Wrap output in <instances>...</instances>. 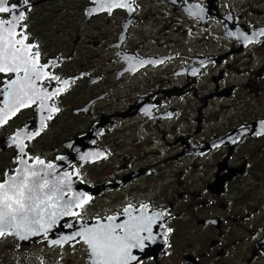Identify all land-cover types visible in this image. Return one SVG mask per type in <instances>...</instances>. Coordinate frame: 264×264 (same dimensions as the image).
<instances>
[{
	"label": "flooded vegetation",
	"instance_id": "af4514ba",
	"mask_svg": "<svg viewBox=\"0 0 264 264\" xmlns=\"http://www.w3.org/2000/svg\"><path fill=\"white\" fill-rule=\"evenodd\" d=\"M11 5L45 67L0 73V184L80 145L79 218L139 211L158 242L129 264H264V0Z\"/></svg>",
	"mask_w": 264,
	"mask_h": 264
},
{
	"label": "water",
	"instance_id": "95a60500",
	"mask_svg": "<svg viewBox=\"0 0 264 264\" xmlns=\"http://www.w3.org/2000/svg\"><path fill=\"white\" fill-rule=\"evenodd\" d=\"M11 18L14 21L16 19V17ZM17 31L19 30L17 29ZM80 143L81 139L76 142V144ZM72 149L73 152H70L68 156L58 158L55 164H44L43 162L28 164L25 160L19 159L17 162L18 167L15 170V172H17L16 175L12 177L9 176L10 178L7 179L6 184L3 185L4 187L0 188V200L3 199L5 193H7L8 196L15 197L18 187L26 182L27 188L24 189L25 195L23 198L25 204L29 206L39 204L40 211L39 213L37 211L23 214L18 213L17 221L13 222V224L20 223V217L22 215H27L28 221L23 223L25 227L30 230L17 229L13 224H9L4 228L6 233L4 236L14 238L19 246L25 247L45 241V247L48 250L53 248L64 249L75 243H84L88 247L90 253L88 264H95L96 258L92 255L89 245L80 235L85 229L97 231L99 228L110 229L115 225L122 224L125 230L119 231L118 228L116 232L119 235L131 236L132 233L139 232L140 236H147L148 233L140 231V229L148 227V225H146L144 220L145 214L139 211H132L130 213L126 211L121 221L120 218L117 217L105 221L96 219L92 221H83L80 219L79 216L81 215L83 207L91 199L87 203H84L82 207L78 208L75 205L86 197H91V195H87V192H91V194L95 195V191H90L77 178L76 169L70 173L64 172L83 157V154L79 153L80 145L75 147L73 144ZM45 181L47 182L46 186L42 189L39 188V185L44 184ZM29 189H31V191H29ZM35 196H39L40 199H29V197ZM49 197H51V200H49ZM51 205H55V207H51ZM52 213H55V215L53 216ZM37 219H39V223L34 222ZM17 231L27 238L20 239L16 234ZM3 237H0V240ZM57 240L61 242L55 243L54 241ZM130 242L135 243L136 241L133 238ZM147 242L151 243L152 246H145L143 250L132 248L131 254L136 257L138 256L137 259H140L142 255L153 254L156 251L158 242L152 239L145 240L144 244L146 245ZM261 247L264 248V239L261 242Z\"/></svg>",
	"mask_w": 264,
	"mask_h": 264
},
{
	"label": "snow or ice",
	"instance_id": "6c2138e0",
	"mask_svg": "<svg viewBox=\"0 0 264 264\" xmlns=\"http://www.w3.org/2000/svg\"><path fill=\"white\" fill-rule=\"evenodd\" d=\"M29 0H23L24 4H27ZM6 4V0H0V13H9V18L4 19L0 18V73H18L23 72L25 74V79H30L28 77V65L31 64L33 72L37 69H42L45 66L40 65V52L39 45L35 43H25L28 40V35L23 31L27 27L24 23L26 16L23 11L15 12L13 11L18 6L11 5L3 6ZM117 7H124L125 5L119 4ZM15 16V21L11 18ZM20 29V31H17ZM15 37H19L18 39H14ZM23 53V55H21ZM25 65V66H22ZM53 79H59V77H52ZM16 83L15 80L10 82ZM9 85V86H10ZM65 88L68 86V81H64ZM21 89H23L24 85H20ZM64 88H61L59 91H64ZM57 92H53L52 95H57ZM24 107H27V104H23ZM59 109L53 107L51 111L56 112ZM15 111H19V107H17ZM52 117L48 116L50 120ZM4 122H7L6 119ZM42 163V161H41ZM46 181L44 184L39 185V188H43L46 186ZM4 186L0 184V188ZM27 188V183H23L22 186H19L17 189V193L15 197L8 196L5 193L2 200H0V237H3L5 233V226L9 224H13V222L17 221L18 213H27L31 211H37L39 213V204H33L31 206L26 205L24 201V189ZM31 191V189H29ZM29 199L39 200V196L29 197ZM91 197H86L80 203L76 204V207H82L84 203H87ZM51 200V197H49ZM51 207H55V205H51ZM46 210V209H44ZM74 214V213H73ZM54 216L55 213H52ZM160 217H163L165 213H159ZM21 222L13 224L17 229L30 230L27 229L23 222L28 221L27 215H22L20 217ZM112 219V218H109ZM151 219V217H149ZM35 223H39V219L34 221ZM121 229L124 231V225H115L110 229L99 228L97 231H92L90 229H85L84 232L80 233L83 240L89 245L92 255L96 258L95 264H129L130 260H136L137 257L131 254L132 248H139L143 250L145 247V240H152V228L144 227L140 229V231L148 233L147 236H140L139 232L132 233L131 236L128 235H119L116 230ZM168 231H172L168 229ZM10 234V233H9ZM20 239H26L27 237L21 235L19 231L16 233ZM135 239V243L130 242L132 239ZM55 243H60L61 241H54Z\"/></svg>",
	"mask_w": 264,
	"mask_h": 264
},
{
	"label": "rangeland",
	"instance_id": "374dc122",
	"mask_svg": "<svg viewBox=\"0 0 264 264\" xmlns=\"http://www.w3.org/2000/svg\"><path fill=\"white\" fill-rule=\"evenodd\" d=\"M88 258L80 243L48 250L43 243L24 248L10 239L0 242V264H87Z\"/></svg>",
	"mask_w": 264,
	"mask_h": 264
},
{
	"label": "trees",
	"instance_id": "16d2710c",
	"mask_svg": "<svg viewBox=\"0 0 264 264\" xmlns=\"http://www.w3.org/2000/svg\"><path fill=\"white\" fill-rule=\"evenodd\" d=\"M15 243V241H13Z\"/></svg>",
	"mask_w": 264,
	"mask_h": 264
}]
</instances>
